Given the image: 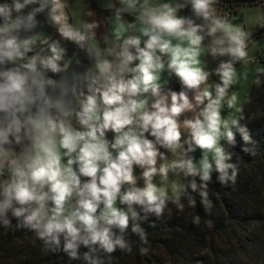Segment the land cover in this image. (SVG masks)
Returning a JSON list of instances; mask_svg holds the SVG:
<instances>
[{"label":"clouds","instance_id":"1","mask_svg":"<svg viewBox=\"0 0 264 264\" xmlns=\"http://www.w3.org/2000/svg\"><path fill=\"white\" fill-rule=\"evenodd\" d=\"M218 3L109 0L101 43L100 23L74 22L68 0H0L5 234L31 233L43 256L66 264H111L133 251V235L147 255L143 225L155 227L170 205L183 212L199 197L211 214L213 176L227 187L240 173L237 134L241 152L255 155L256 145L241 123L251 97L234 90L249 75L237 65L255 63L253 32ZM45 27L55 35L42 36ZM262 77L257 67V88Z\"/></svg>","mask_w":264,"mask_h":264},{"label":"trees","instance_id":"2","mask_svg":"<svg viewBox=\"0 0 264 264\" xmlns=\"http://www.w3.org/2000/svg\"><path fill=\"white\" fill-rule=\"evenodd\" d=\"M248 96L252 102L244 105L241 123L256 141L255 155L241 152L237 134L234 152L242 159L236 184L222 186L214 175L209 185L214 205L211 214L199 205V197L195 208L185 207L183 212L170 205L171 213L156 220L155 227L143 225L149 234L148 254L139 255L138 237L133 235V251L118 250L111 264H264V84L254 85ZM197 214L199 225L192 223ZM40 247L39 241L32 243L31 233L5 234L0 228V264H66L67 257L43 256Z\"/></svg>","mask_w":264,"mask_h":264},{"label":"rangeland","instance_id":"3","mask_svg":"<svg viewBox=\"0 0 264 264\" xmlns=\"http://www.w3.org/2000/svg\"><path fill=\"white\" fill-rule=\"evenodd\" d=\"M157 1L164 0H153V2ZM108 2L109 0H98L101 6H105ZM217 9L220 14H229V18L232 19L234 23H242L253 32V40L255 43H250V58L254 60L255 63L237 65L238 71L249 74L247 80H242L241 83L234 88V90L240 93L241 99H243L245 96H248L253 89L254 84L252 81L255 76V69L257 67H264V0L256 3L231 5L219 2L217 4ZM259 58H261V61L258 60ZM203 59L208 61L209 68H214L216 66V62L213 61L210 56H205ZM171 87H173L174 90H179L178 82L173 81ZM225 111L227 113V110ZM196 155L198 157L199 152H197Z\"/></svg>","mask_w":264,"mask_h":264},{"label":"flooded vegetation","instance_id":"4","mask_svg":"<svg viewBox=\"0 0 264 264\" xmlns=\"http://www.w3.org/2000/svg\"><path fill=\"white\" fill-rule=\"evenodd\" d=\"M68 2L69 7L67 11L74 22H78L81 19H89L97 20L100 23V28L97 30V37L102 43L103 35L107 33L108 28L110 27V24H108V22L105 20V17L109 16L110 12L105 10V6L99 5L98 0H68ZM182 14H188L187 10H185V12ZM41 19H43V17H41ZM129 19L131 20L132 17H129ZM49 33L55 35L54 29L45 27V29L40 34L43 36L48 35Z\"/></svg>","mask_w":264,"mask_h":264},{"label":"water","instance_id":"5","mask_svg":"<svg viewBox=\"0 0 264 264\" xmlns=\"http://www.w3.org/2000/svg\"><path fill=\"white\" fill-rule=\"evenodd\" d=\"M219 1L224 3V4L231 5V4H240V3H256V2H259L261 0H219ZM75 51H76L75 47L69 43L68 55L70 57H74ZM80 59L82 61V64H84V65H87L89 63L86 56L83 54L80 55Z\"/></svg>","mask_w":264,"mask_h":264},{"label":"built area","instance_id":"6","mask_svg":"<svg viewBox=\"0 0 264 264\" xmlns=\"http://www.w3.org/2000/svg\"><path fill=\"white\" fill-rule=\"evenodd\" d=\"M258 60H260V61H261V58H259Z\"/></svg>","mask_w":264,"mask_h":264}]
</instances>
